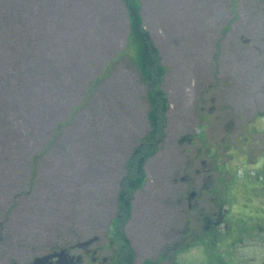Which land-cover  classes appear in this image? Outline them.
Returning <instances> with one entry per match:
<instances>
[{
  "label": "rangeland",
  "instance_id": "374dc122",
  "mask_svg": "<svg viewBox=\"0 0 264 264\" xmlns=\"http://www.w3.org/2000/svg\"><path fill=\"white\" fill-rule=\"evenodd\" d=\"M137 2L167 101L153 155L124 1L0 0V264L115 234L133 264H252L260 206L238 185L264 150V0ZM136 150L144 183L125 212ZM201 169L222 175L218 194L238 180L236 205L221 238L191 244L198 211L177 201Z\"/></svg>",
  "mask_w": 264,
  "mask_h": 264
},
{
  "label": "flooded vegetation",
  "instance_id": "af4514ba",
  "mask_svg": "<svg viewBox=\"0 0 264 264\" xmlns=\"http://www.w3.org/2000/svg\"><path fill=\"white\" fill-rule=\"evenodd\" d=\"M254 120L255 122H263L264 113H256L253 118V121ZM207 156L210 157L211 155ZM215 157H217V155L211 156L214 163H216V159H214ZM252 164H254L252 168H255V170L244 171L245 169L242 167L241 172L243 171V173H245L244 181H240L238 185V180L235 181V177L233 179L231 178L228 181L229 183L227 182L229 184L227 188H225L224 191H220V194H218L216 190V185L214 186L215 182L217 183V181L222 178V175L218 174L217 169H212L213 174H217L216 181H211L209 174L210 170L201 169L200 171H193L196 180L190 176H185L182 179L186 184V190L181 193V197L178 199L177 204L186 205L185 207L189 211H198L199 219L196 224L200 225L201 232L200 234L191 236L190 242L191 244H194L199 243L202 239L208 238L211 240H218L221 238L223 233L219 232V226L226 223L229 209L236 205L234 190H236L237 185L242 186L245 189V193H247L246 195L255 192V196H252L251 194L252 197H249V202L254 203L257 199V202L255 203L260 207H258V211H255V214H257L258 217L251 216L246 218L251 227L249 234L246 236L257 239V243H252L250 245L249 261L252 264H264V222L262 228L258 231H254L252 227V224L254 223L253 221H256L255 223L260 220L264 221V150L259 151ZM202 165L204 166L205 164L202 163ZM199 184L200 187H198ZM204 195L209 198L208 203H210L206 206L208 208L207 212L205 208L201 207V204L205 202H200V200L205 197ZM252 199L255 200L253 201ZM241 212L244 213L243 210H241ZM191 230L192 229H190V231ZM260 231L263 233L259 234ZM119 237L120 235H105L104 240L93 238V241L87 246L79 248L78 246L80 243H78L67 249L53 251L50 254L47 253L39 256L40 258H46V261H43L41 264H133V256L127 254V252L121 248L123 240L122 237ZM81 244H83V242H81ZM188 246L189 245H185L182 248L187 249ZM60 252H63L64 255L62 256L63 258L58 259L55 255ZM35 259L25 264H34Z\"/></svg>",
  "mask_w": 264,
  "mask_h": 264
},
{
  "label": "trees",
  "instance_id": "16d2710c",
  "mask_svg": "<svg viewBox=\"0 0 264 264\" xmlns=\"http://www.w3.org/2000/svg\"><path fill=\"white\" fill-rule=\"evenodd\" d=\"M123 1L128 13L130 36L138 49L137 59L135 60L136 66L138 68L139 75L143 84L148 85L147 100L149 102V110L147 112L146 118L150 126V132L148 134V137L146 138V142L150 144V146L148 145V154L153 155L154 150L157 148V142H159V140L157 139V135H159L158 133L160 129L163 128L162 123H164L163 121H165L164 115L167 110L166 97L159 88L163 71L160 66L159 69H157L158 61H156V59L154 58L156 54L154 45L149 39L148 34L142 30L141 18L138 9L139 4L137 0ZM145 160V157H142L141 154L139 155L138 150L133 153L132 162H135L134 172L132 176H130V179L128 177L127 184L119 194L118 205L120 210H123L125 212L129 210L130 204L127 199L128 195H132L136 190L142 187V184L144 183L142 166ZM119 214L121 215V213ZM118 219L121 220V218ZM122 240L123 245H121V248L126 251L127 248L124 245L126 244L124 242L126 241V239L122 238ZM126 252L127 254H130L128 250Z\"/></svg>",
  "mask_w": 264,
  "mask_h": 264
},
{
  "label": "water",
  "instance_id": "95a60500",
  "mask_svg": "<svg viewBox=\"0 0 264 264\" xmlns=\"http://www.w3.org/2000/svg\"><path fill=\"white\" fill-rule=\"evenodd\" d=\"M93 240H90L88 242H85L83 244H80L78 247H83V246H87L89 245ZM64 255L63 252H60L59 254L55 255L56 258L60 259V258H63L62 256ZM43 261H46V258H38V259H35L34 261V264H41Z\"/></svg>",
  "mask_w": 264,
  "mask_h": 264
}]
</instances>
